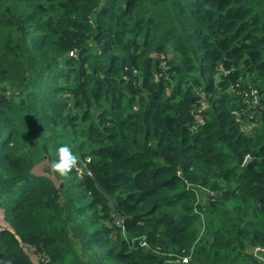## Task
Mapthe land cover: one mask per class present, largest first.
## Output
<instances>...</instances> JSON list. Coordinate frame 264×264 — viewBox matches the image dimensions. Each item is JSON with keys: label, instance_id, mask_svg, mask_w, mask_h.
Masks as SVG:
<instances>
[{"label": "trees", "instance_id": "obj_1", "mask_svg": "<svg viewBox=\"0 0 264 264\" xmlns=\"http://www.w3.org/2000/svg\"><path fill=\"white\" fill-rule=\"evenodd\" d=\"M0 213V264H264V0H0Z\"/></svg>", "mask_w": 264, "mask_h": 264}, {"label": "rangeland", "instance_id": "obj_2", "mask_svg": "<svg viewBox=\"0 0 264 264\" xmlns=\"http://www.w3.org/2000/svg\"><path fill=\"white\" fill-rule=\"evenodd\" d=\"M208 104L204 101L203 102V107H206ZM261 113H262V110L261 108H258V109H254V111L252 112H249L247 115L248 117L243 121V127H244V130H246V132H254L258 127H259V122L258 120L261 119ZM198 120H200V116H197L196 117ZM261 123V122H260ZM34 173L36 175H41L42 174V170H41V167L38 166L36 167ZM203 195H200V199L203 198ZM207 197L205 196L204 197V200H206ZM0 227L1 228H7V224L4 222L3 220V214L0 213ZM205 225H203L201 228H200V231L199 233L201 234V236H205L204 234V230H205ZM247 252H250L251 254L253 255H259L261 258L260 260H264V251H261L259 250L258 248H252V247H248L246 249ZM28 255L31 257V259L34 261V262H38V260H35V257L34 255L31 253V251L28 252Z\"/></svg>", "mask_w": 264, "mask_h": 264}, {"label": "clouds", "instance_id": "obj_3", "mask_svg": "<svg viewBox=\"0 0 264 264\" xmlns=\"http://www.w3.org/2000/svg\"><path fill=\"white\" fill-rule=\"evenodd\" d=\"M56 152H57V158L53 162V167L61 175L67 174V172L73 166H75L78 158L68 144H62L56 150Z\"/></svg>", "mask_w": 264, "mask_h": 264}, {"label": "built area", "instance_id": "obj_4", "mask_svg": "<svg viewBox=\"0 0 264 264\" xmlns=\"http://www.w3.org/2000/svg\"><path fill=\"white\" fill-rule=\"evenodd\" d=\"M70 55L73 56L74 54L71 53ZM259 100H260L259 97H258L257 95H255V99H254V101L252 102L253 107L257 106V104L259 103ZM247 160H248V157L246 158V162H247ZM118 224H119V223H118ZM258 249L261 250V251H264V249H261V248H258ZM190 259H191V256H184V257H181V260H177V261L175 262V264H176V263H179V262H181V263H183V264H187V263H189Z\"/></svg>", "mask_w": 264, "mask_h": 264}, {"label": "water", "instance_id": "obj_5", "mask_svg": "<svg viewBox=\"0 0 264 264\" xmlns=\"http://www.w3.org/2000/svg\"><path fill=\"white\" fill-rule=\"evenodd\" d=\"M150 62H151V59L150 58L146 59L145 60V66H148ZM229 145L232 147L233 151L238 156V162L240 164H245L246 158L236 149V147H235V145L233 144L232 141L229 142Z\"/></svg>", "mask_w": 264, "mask_h": 264}]
</instances>
